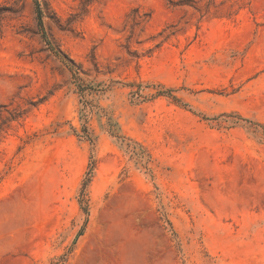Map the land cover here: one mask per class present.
Here are the masks:
<instances>
[{
	"label": "rangeland",
	"instance_id": "374dc122",
	"mask_svg": "<svg viewBox=\"0 0 264 264\" xmlns=\"http://www.w3.org/2000/svg\"><path fill=\"white\" fill-rule=\"evenodd\" d=\"M45 1L85 91L0 0V264H264V0Z\"/></svg>",
	"mask_w": 264,
	"mask_h": 264
},
{
	"label": "trees",
	"instance_id": "16d2710c",
	"mask_svg": "<svg viewBox=\"0 0 264 264\" xmlns=\"http://www.w3.org/2000/svg\"><path fill=\"white\" fill-rule=\"evenodd\" d=\"M99 0H80V5H81V14L85 13L86 8L91 5L92 3L98 2ZM33 2V6H34V13H35V21H36V25L38 30L40 31V36L41 39L43 40V42L48 46V49L56 56L58 57V59L62 60L63 62H68L70 64L69 70L72 74V77L74 79V83H76V87L78 90V93L80 94L81 97L84 96V91L85 88H82L81 84H79V82L81 81V79L78 77L77 75V67L74 65V63L66 58L67 56L61 52L58 48H56V46H54V44L48 39L46 33H44V28H43V18L44 17H48V15H50L52 12L50 11L48 4L45 0H32ZM75 67V68H74ZM161 94H166L168 96H170V90L168 91H163L160 92ZM172 97V96H171ZM175 99V98H173ZM85 105H88L87 103H85ZM85 105H83L82 110H81V117H84L85 115ZM185 105V104H184ZM239 120H243L242 118H238ZM89 129L85 126L82 125L81 128V134L78 135L79 137H82L86 140L89 141L90 145L92 146V148L94 147V139L92 138L90 132H88ZM108 132L113 134L112 128H111V124H108ZM93 176V163H91L89 170L86 172L84 179L82 180V184H81V188H80V193H79V203L80 205L85 203V197H86V192H87V188L88 185L91 181V178ZM85 213L86 210H83ZM62 261L64 262V257L61 258Z\"/></svg>",
	"mask_w": 264,
	"mask_h": 264
}]
</instances>
